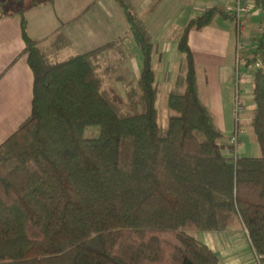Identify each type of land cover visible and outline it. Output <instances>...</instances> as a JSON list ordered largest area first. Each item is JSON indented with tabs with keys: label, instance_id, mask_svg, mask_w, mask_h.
<instances>
[{
	"label": "trees",
	"instance_id": "trees-1",
	"mask_svg": "<svg viewBox=\"0 0 264 264\" xmlns=\"http://www.w3.org/2000/svg\"><path fill=\"white\" fill-rule=\"evenodd\" d=\"M116 1L128 34L63 59L64 32L43 48L23 15L33 108L0 144V264H222L193 233L238 225L264 264V0H254L263 30L247 65L263 62L252 71L257 157L226 152L232 145L199 96L189 45L191 30L232 11L211 7L176 35L182 58L162 124L153 35L131 0ZM128 35L143 56L131 83L120 74ZM110 78L125 82L128 104ZM89 126L100 135L86 138Z\"/></svg>",
	"mask_w": 264,
	"mask_h": 264
},
{
	"label": "crops",
	"instance_id": "crops-1",
	"mask_svg": "<svg viewBox=\"0 0 264 264\" xmlns=\"http://www.w3.org/2000/svg\"><path fill=\"white\" fill-rule=\"evenodd\" d=\"M14 1L12 6L11 0H0V144L18 129L33 108L34 72L26 52L23 15L27 35L41 41L43 48L50 46L57 31H63L69 41L63 50L66 56L88 52L129 32L126 15L116 0H39L29 5L23 0ZM131 1L153 35V58L160 86L166 81L169 89L182 58L176 35L191 18L207 9L218 7L231 11L236 4V0ZM9 4L12 10L7 9ZM21 6L25 7L20 9ZM262 15L263 10L256 8L254 2L253 10L242 20L246 33L247 23L259 19L261 24ZM130 38H126L127 45ZM236 40L234 20L221 14L216 15L210 25L189 33V45L196 59L199 96L224 133L236 127ZM243 87L246 108L253 109V88ZM239 125H242L240 121ZM241 140L243 144L242 135ZM242 153H246L245 150ZM241 230L242 236L240 229L207 232L205 243L220 255L222 264H257L250 239L245 230Z\"/></svg>",
	"mask_w": 264,
	"mask_h": 264
},
{
	"label": "rangeland",
	"instance_id": "rangeland-1",
	"mask_svg": "<svg viewBox=\"0 0 264 264\" xmlns=\"http://www.w3.org/2000/svg\"><path fill=\"white\" fill-rule=\"evenodd\" d=\"M34 0H23V2L25 3V5H29L33 2ZM10 4L12 6L15 5V1L11 0ZM10 4L8 5L7 9L12 10L10 6ZM25 6H21L20 9H23ZM247 33L254 37V36H261L262 31L260 29V21L259 19H255L249 23H247ZM129 45H128V49H129V59L122 65L121 69H120V74L123 75V77L125 78L126 82H135L137 79H139V77L141 76L142 73V67H143V56L142 53L140 51V48L138 46V44L134 41L133 38H130L129 40ZM66 55L64 53H60L58 54L57 58L59 59H63ZM240 69L243 70L244 74L241 76L239 82L241 81V79H243L241 81L240 87H239V83L236 80V76H235V80H236V89L239 87L240 90L244 89V85L245 86H249L250 88H253V80H252V71L254 69V66H249L247 67L244 63H242L240 65ZM245 78H247V80H245ZM106 85L107 87L111 88L117 95V97L123 101L125 104H128L127 101V96H126V87H125V82H119L116 81L113 78H110L106 81ZM161 91L158 97V101H157V105L161 110V118H160V122L162 124H166L167 123V119H168V115L170 113L169 108H168V92H169V83H167L166 81L163 83L162 86H160ZM251 91V90H250ZM249 91V92H250ZM246 92V93H249ZM244 95V93H243ZM142 106L139 105V109L142 110L141 108ZM251 114H252V108L251 106L249 107H245V109L243 110V112L240 115V122H241V126H244L243 128L246 129V132H243L242 138H243V144L241 146H239L238 150H237V155L238 156H261V149L259 147V144L257 142V137L255 134V131L251 125ZM235 130V129H234ZM233 129H227L224 133L225 135V141H227L228 143H230V139L231 136L234 133ZM100 135V128L97 126H89L87 127L86 131L84 132V136L86 138H95L98 137ZM246 153H242V152ZM228 154H230V152L226 151ZM253 152V153H252ZM246 154V155H243ZM239 229H240V233L241 236L242 234V230L240 225H238ZM194 236H196L199 240L205 242L207 240V236L208 233L207 232H195L193 233ZM245 244L247 243L246 240H244ZM248 246V244H246ZM257 263V261H256ZM258 264V263H257Z\"/></svg>",
	"mask_w": 264,
	"mask_h": 264
},
{
	"label": "built area",
	"instance_id": "built-area-1",
	"mask_svg": "<svg viewBox=\"0 0 264 264\" xmlns=\"http://www.w3.org/2000/svg\"><path fill=\"white\" fill-rule=\"evenodd\" d=\"M254 8V0H236V4L232 11V19L234 20L236 31H237V40H236V55H235V64H236V80L239 83L241 76L244 74L243 70H241L240 65L244 63L246 66L248 65V61L254 57V55L259 50V38L250 37L245 30V27L242 24V20L245 15L249 14ZM261 31L263 30L262 23L260 24ZM254 68L263 67V62L260 57L253 64ZM248 67V66H247ZM246 105L243 101V91L238 87L236 89L235 96V116H236V127L233 135L230 139V144L232 148L230 149V153L233 156L237 155V150L239 146L242 144L241 134L244 131V128L239 125L240 115L245 109ZM246 234L249 237L248 230L245 229ZM255 252V251H254ZM256 261L258 264H262L259 256L255 252Z\"/></svg>",
	"mask_w": 264,
	"mask_h": 264
}]
</instances>
